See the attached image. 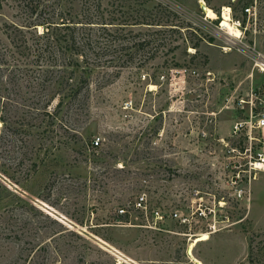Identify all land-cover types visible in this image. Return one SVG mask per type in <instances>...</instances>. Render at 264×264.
Wrapping results in <instances>:
<instances>
[{
	"label": "rangeland",
	"instance_id": "obj_1",
	"mask_svg": "<svg viewBox=\"0 0 264 264\" xmlns=\"http://www.w3.org/2000/svg\"><path fill=\"white\" fill-rule=\"evenodd\" d=\"M65 2L77 19L95 13ZM0 4V21L25 17ZM204 4L216 18L200 0H104L108 30L129 47L77 66L89 86L58 115H26L25 130L16 101L29 88L18 66L0 70V264H194L192 243L205 264H264V166L249 165L264 128L233 133L253 97L255 112L264 104V0ZM224 6L238 35L221 24ZM143 191L147 212L133 206Z\"/></svg>",
	"mask_w": 264,
	"mask_h": 264
},
{
	"label": "trees",
	"instance_id": "obj_2",
	"mask_svg": "<svg viewBox=\"0 0 264 264\" xmlns=\"http://www.w3.org/2000/svg\"><path fill=\"white\" fill-rule=\"evenodd\" d=\"M14 1L25 17L19 21H0V30L9 44L0 39V70L4 66H18V76L29 88L28 93H21L16 101L22 109L15 112L22 115L16 122L18 128L25 130L26 115H58L65 98H75L89 86L85 74L77 80V66H82L83 71L89 70L99 65L100 56L121 52L129 46L125 45L123 35L108 30L107 25L115 22L101 10L104 0H82L83 6L91 7L95 12L80 15L83 19H77V14L66 10V0ZM137 45H143V42H134L135 49ZM13 55H18L16 60H9ZM21 55L25 58H20ZM54 85L57 87L53 92ZM4 96L7 95L0 90V101ZM4 103L0 102V121L6 124L4 115L8 111ZM252 252L251 240L249 258Z\"/></svg>",
	"mask_w": 264,
	"mask_h": 264
},
{
	"label": "built area",
	"instance_id": "obj_3",
	"mask_svg": "<svg viewBox=\"0 0 264 264\" xmlns=\"http://www.w3.org/2000/svg\"><path fill=\"white\" fill-rule=\"evenodd\" d=\"M259 68L264 71V59H262L258 63ZM254 96V94H253ZM250 106H249V121H237L235 122L233 126V133L237 134L239 131L242 130L244 124H249L250 126L256 127V128H264V104L262 105V108L260 111L255 112L254 111V97L250 101ZM252 127V128H253ZM250 140L252 139L249 137ZM96 145L99 144V139H96L94 142ZM243 149V148H242ZM248 149V148H247ZM250 149V148H249ZM249 165L250 167L253 168H259L264 166V152L263 151H258L256 152V155H250V160H249ZM242 192V191H240ZM134 209L138 210H144L147 212L148 210V197L147 193L145 191L141 192L135 199L133 203ZM118 212L120 215H127L128 214V209L121 207L118 209ZM152 215L156 218V220H163L165 217V211L160 208V206L152 209ZM171 215L177 217L181 222H186L187 218L183 217L181 214L177 213L176 211H172Z\"/></svg>",
	"mask_w": 264,
	"mask_h": 264
},
{
	"label": "bare ground",
	"instance_id": "obj_4",
	"mask_svg": "<svg viewBox=\"0 0 264 264\" xmlns=\"http://www.w3.org/2000/svg\"><path fill=\"white\" fill-rule=\"evenodd\" d=\"M200 2H201V7L204 9V11L206 12L208 17L213 18V19L217 17V14L214 12V10H212L210 7H207L204 4V0H200ZM230 11H231V9L229 6H224L221 24L223 26H226L231 34L238 35L240 33V30L235 24L230 22V20H231ZM208 237H209L208 233H203L200 237H198L197 241L208 238ZM193 245H194V243H192V245L189 248V255L191 257V260L194 262V264H205L202 260H200L199 258L194 256V254L192 253Z\"/></svg>",
	"mask_w": 264,
	"mask_h": 264
}]
</instances>
